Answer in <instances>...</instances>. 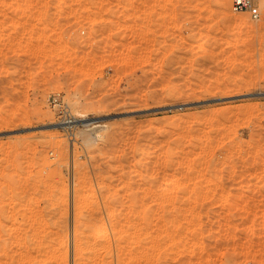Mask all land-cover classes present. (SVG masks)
<instances>
[{
	"label": "rangeland",
	"instance_id": "rangeland-1",
	"mask_svg": "<svg viewBox=\"0 0 264 264\" xmlns=\"http://www.w3.org/2000/svg\"><path fill=\"white\" fill-rule=\"evenodd\" d=\"M230 5L0 0V264H264V17Z\"/></svg>",
	"mask_w": 264,
	"mask_h": 264
},
{
	"label": "bare ground",
	"instance_id": "bare-ground-1",
	"mask_svg": "<svg viewBox=\"0 0 264 264\" xmlns=\"http://www.w3.org/2000/svg\"><path fill=\"white\" fill-rule=\"evenodd\" d=\"M242 25H238V31L240 32L242 30ZM208 49V46L205 44V43H200L198 45H196V48H195V52L198 54H204L205 51ZM204 52V53H203ZM74 122H77L76 120ZM78 123V122H77ZM76 124V123H75ZM67 126H71L70 124H66L64 122H61V123H55L54 125H52V127H60V128H66ZM170 179V178H169ZM174 178L172 177V180H170V182L168 183H164V187L167 188V186L171 185V183L173 182ZM175 181V180H174ZM165 182H167V180H165ZM174 183V182H173ZM163 185V184H162ZM173 186V185H171ZM169 188V187H168ZM84 189V188H83ZM86 189V188H85ZM84 189V190H85ZM82 191V196H80V201L78 202V205H80L79 207L84 209L87 207L91 208L92 206V201L90 202L89 199L87 197H85L87 194L88 191ZM87 190V189H86ZM91 190V189H90ZM90 193V192H89ZM81 195V194H80ZM84 195V196H83ZM79 197V196H78ZM115 215V214H114ZM109 216H113L112 212H109ZM110 218V217H109ZM109 218H103V217H100V218H96V219H92V220H84L83 223H81V227H84L85 229L84 230H80L79 228H81L80 226L78 227L79 229V232L77 233V238H78V241L83 243V244H95V243H98L100 244L101 246L105 247L104 245H108V241H107V238L105 237L106 233L110 231L111 229V223H110V220ZM89 227H91L92 229L91 230V233H86L85 230H89ZM115 229V228H114ZM148 233V232H146ZM152 233L149 232V235ZM145 233L141 234V235H144ZM154 234V233H153ZM139 236L140 238L139 239H143L142 236ZM151 236L153 237V235L151 234ZM144 237H146V235H144ZM149 237V236H148ZM159 237V236H158ZM155 238V240L152 239V242L153 241H156L159 239ZM119 238H120V235H119ZM148 242H151V238H148ZM154 243V242H153ZM157 258V257H156ZM157 260V259H155ZM140 264V262H138ZM153 263V262H152ZM157 264V263H156Z\"/></svg>",
	"mask_w": 264,
	"mask_h": 264
},
{
	"label": "built area",
	"instance_id": "built-area-1",
	"mask_svg": "<svg viewBox=\"0 0 264 264\" xmlns=\"http://www.w3.org/2000/svg\"><path fill=\"white\" fill-rule=\"evenodd\" d=\"M230 9L234 14H247L253 21H259L264 17V0H230ZM49 104L60 114L62 122L73 126L74 120L67 104L62 102L59 95L49 99Z\"/></svg>",
	"mask_w": 264,
	"mask_h": 264
}]
</instances>
